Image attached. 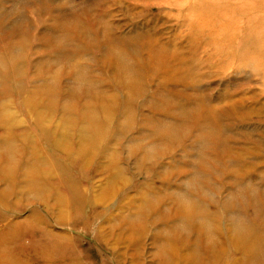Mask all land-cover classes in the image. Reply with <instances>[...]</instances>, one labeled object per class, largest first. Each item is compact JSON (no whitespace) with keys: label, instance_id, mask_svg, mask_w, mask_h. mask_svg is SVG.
Instances as JSON below:
<instances>
[{"label":"rangeland","instance_id":"1","mask_svg":"<svg viewBox=\"0 0 264 264\" xmlns=\"http://www.w3.org/2000/svg\"><path fill=\"white\" fill-rule=\"evenodd\" d=\"M0 20V53L14 45L8 61L18 75L11 80L24 89L7 100L20 121L16 127L31 131L29 139L14 138L11 151L29 154L32 172L46 186L33 198L21 172L11 190L0 182V238L20 237L34 249L35 240L9 228L20 222V230L33 231L39 222L90 263L101 264L102 255L107 264H162L154 241L162 219L145 233L138 225L150 215L154 222L157 213L176 214L178 196L208 212L213 226L205 242L220 241L216 230H229L233 216L234 258L264 264V0H0ZM79 70L84 81L76 85ZM4 71L0 66V90ZM46 79L56 82V103L44 91L31 103H40L41 115L23 113L28 105L20 104L21 94ZM70 86L78 89L69 105L70 143L58 151L60 139L47 133L62 135ZM94 110L107 119L104 125ZM5 123L0 120V133ZM173 123L176 133L166 128ZM41 157V164L34 161ZM60 189L68 199L58 202ZM147 194L160 206L144 216ZM70 200L84 203L83 213L67 211ZM136 211L131 230L125 217ZM244 232L258 240L253 252H236ZM194 234L190 227L188 235ZM189 240L183 257L203 252ZM169 256L175 264H193L174 251ZM31 262L43 264L35 254Z\"/></svg>","mask_w":264,"mask_h":264},{"label":"bare ground","instance_id":"2","mask_svg":"<svg viewBox=\"0 0 264 264\" xmlns=\"http://www.w3.org/2000/svg\"><path fill=\"white\" fill-rule=\"evenodd\" d=\"M3 25H4V22L0 20V26H3ZM58 25L59 26L63 25V23L60 21ZM4 47L6 48L4 49L3 53L2 54L0 53V66L5 68V71L1 73L2 74L1 82H3V85H2V90H0V120L6 122L5 123L6 125L1 126L3 131L0 133V182H4L8 186V189H10L13 186L15 187L14 183L17 182V175L19 172H21V177H25L27 185L31 187L30 193L32 197L36 198V194H40L41 190L46 189L45 184L39 178L41 174H39V171L35 172V170L32 172L31 169H35L36 167L34 166L35 164L31 163L29 154L25 155V153L22 152V154L17 155L18 157H16L15 154H12V151H11L12 148L16 146L14 138H16L17 136H21V134H23V136L26 135V137L29 139L31 136L30 134L31 131H29V129H27L26 131L20 130L16 127L18 124H20V121L16 120L17 114L13 111L12 105L9 102V100H7V97H9L10 94H14V96H17L19 95V92H22V90L24 89L22 88L19 82L13 81L12 83V80H11V79L14 80V76L18 75V73L14 74L17 70V69L15 70L16 67L15 68L12 67V65L8 61L9 58H10L9 60H11L12 52H14L15 47L13 44H7ZM13 66L15 65L13 64ZM9 69H11L12 71ZM57 74L53 75V78H56ZM77 77L78 78L76 81L77 82L76 85H79L81 81H84L82 80L84 78V72L80 73V70H79V74L77 75ZM30 81L31 80L28 79L27 77L25 78V83H29ZM55 83L56 82L54 81H50L49 79H46L45 81L40 83V87H37L36 89L31 90V91L30 90L26 91V95L21 94L22 102L20 101V104H23L25 102L28 105V107L23 108V109L28 108L23 113H26V114L28 113V115L30 114L32 115L37 114L39 116L41 115L40 114L41 112H39L40 103H35L33 105H31V103H32V100H34L35 95H38L41 98L40 95H42L44 91L48 92L47 100H51L56 103L57 98L55 96H57V94H55V92H56V89L58 88L54 86ZM90 84H94V83L92 82ZM75 88H76L75 86L69 87L70 93L66 100V101L69 100L67 102L68 106H66L65 104L64 106L65 108L63 111L65 113L63 115L65 116V118H63L64 121H62V123L59 121L62 124L61 125L59 123V125H61L63 129L62 130L61 127L58 129V130L60 129L62 130L61 137H59L60 135H58L59 131L56 132L52 130L47 133V136H54L55 134V136H57L60 139V141L55 143V146H56L55 149H57L58 151H61L69 147L70 140L68 138L70 137V133L68 132V130L70 129L69 117L71 116L70 115L71 106L69 105L71 103L70 99L72 95H74L75 93H78L77 92L78 89L76 90ZM88 88L90 89L89 86ZM133 88L134 90H136L135 89L136 86H134ZM12 91L14 93H12ZM79 92L81 95L82 91H79ZM129 99H131V97H128V100ZM96 113H97V110L91 111V114L94 115L93 118L96 117L100 119V117L97 116ZM54 115H55L54 111L49 113L50 117H54ZM126 116H128V114ZM105 120L107 119H103V120L100 119L99 122L102 123V125H104L103 123L106 122ZM34 122H36V125L38 127H40L41 124L43 123L41 119L37 120L36 118H34ZM55 127L56 126H54V128ZM166 128H168L167 130L169 132L170 130H174L173 132L175 133L178 131L174 123L167 126ZM13 134L14 136H12ZM97 134L98 135L101 134L99 133V130L96 133V135ZM4 135L6 136L4 137ZM11 136L13 137V140L11 139ZM88 136H90V138L92 137L91 135H88ZM88 143H90V141H88ZM42 157H41V160L35 159L34 161H37L41 164ZM43 159H47V158L45 157ZM115 172H117V170ZM121 174H122V171H119L118 176L113 175L112 178L109 180L110 183L108 184L110 185L115 184L116 181L121 176ZM10 180H12V182ZM10 183H12V185ZM63 192L64 191H62L61 189L59 190V193L57 195L58 202H61L62 201L61 198L68 194L67 192V194L65 193L63 195ZM24 194L25 192L22 194V196ZM145 197H146V200H145L146 204H144V206L140 208L141 212L145 213L144 216L145 215L149 216V214L157 213V209L160 206L158 204L159 199L157 200L156 198L151 197L148 194L145 195ZM66 198L68 199L67 196ZM85 198L86 196L82 195L81 198H79V200L84 202ZM176 198H178V196L173 197L172 199V204L174 203L173 204L174 208L176 207V210H177L176 214L172 215V212L169 214L166 211H164L160 215L157 213L154 215V222L151 220L152 216L150 215L149 220L145 222H141L140 226L138 225L139 230L145 233L146 230L149 229L150 225L156 224L157 218L162 219L163 228L160 227V229L158 228L156 229V238L154 239V241L157 242L159 245L158 250L161 251L160 255L163 256L164 258L162 264H175L173 263L172 257L169 256V254L172 253L173 251H174V254L176 253V257L179 256L178 257L179 260L184 258V260L187 259V262L190 261L193 264H253V262L255 261L253 258H251L250 260L246 259L245 257H235L234 258V246H235L234 245L235 244L234 243V240H235L234 233H237V232H234L235 229H234V218H232L233 216L227 219L231 225V228L229 229L230 233L228 232L229 231L228 228L225 230H221L219 225L216 224L219 227L218 229H220V230H216V232H218V236L220 237V241L216 239L214 241L208 240V242H205L206 238L209 239V237H206V232L207 230L209 231V228L213 226V222L209 218L208 212H205L201 208L200 204L193 199H190V200H187V199L180 200L179 199V201H176ZM80 201H76V200L68 201L70 210L68 208L69 206L67 205L68 206L66 208L67 211H69L70 213H74L76 216H79L81 213H83L85 204ZM147 201H151L150 202L151 204H149ZM170 207L172 208L171 205ZM151 210L152 211L155 210V211L152 212ZM163 210L164 209H160V211H163ZM94 216H92V218H88L89 220H87L84 223V228H89V225L91 224ZM139 218L140 217L138 215V212L137 214L134 213V214H130L127 217H125L127 225H128L127 227H130L131 230H134V227L137 226L136 223ZM220 219H221L220 221L223 220L221 217ZM150 220H151V223L149 224ZM27 221H31V220H27ZM19 223L11 225L9 229L12 230V232L14 231L13 232L14 234H19L21 237L26 234L28 238H32V240H35L36 244L34 245L36 246V248L34 249L31 248L29 244H27L26 246L20 244L19 241L17 240L20 237L6 236L3 238H0V264H33V262H31V258L33 254H35L36 259H38V261L39 260L42 261L43 264H95V263H90L88 259L83 258L80 252L68 251V248L72 246L71 241L64 237H61L60 235L59 236L57 235L56 237L53 235V237H50V235L48 234L50 231L47 233L46 230L42 227V225L39 224V222H36L35 224H33L32 226L33 231L20 230L19 227L21 225ZM115 224H118V223L115 221ZM110 225L112 227L111 223ZM190 227L192 231L195 233L194 236L188 235ZM114 228L115 227L113 226L112 230H114ZM98 236L100 237V239H103L105 237L104 233L99 229H98ZM189 239H192L194 243L196 244L198 243V245H201L203 252L198 254L195 250H193L190 253H188L187 254L188 256L186 255L185 256L186 258H185L181 255L183 253L182 252L183 249L186 250V248H189L193 244V243L192 244L190 243ZM239 242H240L239 245H237L236 246L237 248H235L236 252L242 250V252L250 253L254 251L253 248L258 247L257 246L258 240L256 239V237L251 236V232L242 233V235L239 236ZM251 244L253 245L251 246ZM22 246H25V248H20ZM41 247L43 248L42 250H41ZM4 250L9 251V254L7 256L2 255ZM22 254H24V256ZM167 255L170 258H168ZM99 257H101V264H107L106 260L104 259L102 255Z\"/></svg>","mask_w":264,"mask_h":264}]
</instances>
